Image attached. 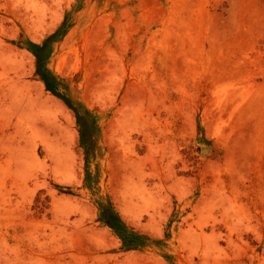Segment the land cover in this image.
Masks as SVG:
<instances>
[{"label": "rangeland", "instance_id": "1", "mask_svg": "<svg viewBox=\"0 0 264 264\" xmlns=\"http://www.w3.org/2000/svg\"><path fill=\"white\" fill-rule=\"evenodd\" d=\"M0 264H264V0H0Z\"/></svg>", "mask_w": 264, "mask_h": 264}]
</instances>
